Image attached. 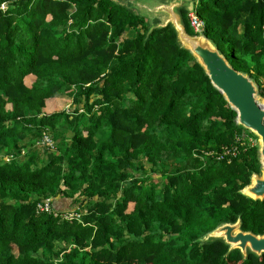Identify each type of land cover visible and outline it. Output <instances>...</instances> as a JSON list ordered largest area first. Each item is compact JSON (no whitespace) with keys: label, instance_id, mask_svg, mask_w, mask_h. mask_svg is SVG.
Masks as SVG:
<instances>
[{"label":"trees","instance_id":"trees-1","mask_svg":"<svg viewBox=\"0 0 264 264\" xmlns=\"http://www.w3.org/2000/svg\"><path fill=\"white\" fill-rule=\"evenodd\" d=\"M191 10L264 96V0ZM149 28L119 0H0V264H264L196 241L237 218L264 234V200L239 193L259 174L255 138L171 26ZM62 95L73 108L46 113ZM44 135L56 151L23 155Z\"/></svg>","mask_w":264,"mask_h":264},{"label":"water","instance_id":"water-1","mask_svg":"<svg viewBox=\"0 0 264 264\" xmlns=\"http://www.w3.org/2000/svg\"><path fill=\"white\" fill-rule=\"evenodd\" d=\"M138 0H119L145 18L153 29L168 25L175 32L179 48L186 50L209 79L211 86L221 94L227 106L235 112L234 122L255 138L259 174L252 173L249 184L239 193L252 199L264 200V98H260L259 86L244 72L234 69L217 46L203 32L189 34L180 8L191 11L193 0H149L138 8ZM153 16V17H152ZM222 241L228 246L227 254L238 250L243 259L248 252L260 257L264 254V234H254L241 229V220L221 222L200 236L197 242Z\"/></svg>","mask_w":264,"mask_h":264},{"label":"rangeland","instance_id":"rangeland-1","mask_svg":"<svg viewBox=\"0 0 264 264\" xmlns=\"http://www.w3.org/2000/svg\"><path fill=\"white\" fill-rule=\"evenodd\" d=\"M149 0H138L136 4H138V8L140 9L141 8V5L142 4H145L147 3ZM153 17V16H152ZM261 81V84L260 86L264 88V79L261 78L260 79ZM260 98H264L263 95L260 96ZM73 108V105L71 104V99L70 98H67L66 96L62 95V96H59L57 98H55L54 100H50L46 103V108H45V112L46 113H52V112H57V111H61V110H66V111H69ZM50 140V139H49ZM54 141V140H53ZM34 144H36V147L42 151H45V149H42V148H46L42 141H39L38 143L34 142V140H32V142L28 143V147L23 150V155L27 154V151L29 148H31V146ZM50 143L53 144L51 145V148L52 151H56V145H55V142L53 143L51 140H50ZM39 144V145H38ZM40 146H44V147H40ZM53 146V148H52ZM50 151V150H49ZM0 157L1 158H5L4 156H2L0 154ZM55 202H56V208L59 210V211H63V212H66V213H70L71 211H73V208L74 206L72 207L70 205V200L69 199H66V198H56L55 199ZM53 208V207H52ZM78 210V209H77Z\"/></svg>","mask_w":264,"mask_h":264},{"label":"built area","instance_id":"built-area-1","mask_svg":"<svg viewBox=\"0 0 264 264\" xmlns=\"http://www.w3.org/2000/svg\"><path fill=\"white\" fill-rule=\"evenodd\" d=\"M188 19H189V25L191 27V29L193 30L194 33H199V32H203L204 29V23L202 22V20H200L197 15L195 14V12L193 10H191L188 13ZM249 141L252 143L253 141L251 139H249ZM46 142L47 144H51L50 140L47 136H43V140L42 143ZM254 142H256L254 140ZM228 152H225V154H227ZM38 212L40 213H51L52 211V207H51V199H46L43 202H40L36 205ZM63 218H67L70 219L73 217V213H64L62 215Z\"/></svg>","mask_w":264,"mask_h":264}]
</instances>
